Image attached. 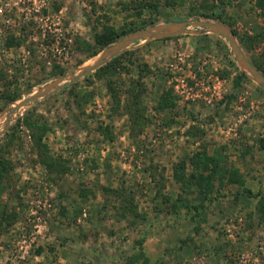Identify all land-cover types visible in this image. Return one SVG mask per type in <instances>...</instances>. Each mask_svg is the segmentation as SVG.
Instances as JSON below:
<instances>
[{
	"label": "rangeland",
	"instance_id": "1",
	"mask_svg": "<svg viewBox=\"0 0 264 264\" xmlns=\"http://www.w3.org/2000/svg\"><path fill=\"white\" fill-rule=\"evenodd\" d=\"M142 1L144 8L133 9L130 0H0V158L12 168L0 177V208L15 213L9 223L0 217V264H264V217L242 194L244 185L264 196V88L241 76L225 38L188 26L143 39L116 55L127 66L110 78L118 97L95 70L68 90L72 75L94 60L83 47L94 32L193 18L221 22L201 15L215 0ZM221 8L212 10L263 73L264 0H227ZM55 80L64 85L15 106ZM133 81L143 86L135 87V99L127 91ZM169 87L176 106L155 109ZM10 94L15 100L3 97ZM23 119L48 126L41 143L66 172L48 173ZM219 145L244 183L216 180L211 201L182 192L174 164L185 161L190 171L195 152L205 147L211 154ZM81 188L93 195L79 196ZM103 188L131 194L138 217L121 213L129 200ZM139 252L146 263L143 256L133 260Z\"/></svg>",
	"mask_w": 264,
	"mask_h": 264
},
{
	"label": "trees",
	"instance_id": "2",
	"mask_svg": "<svg viewBox=\"0 0 264 264\" xmlns=\"http://www.w3.org/2000/svg\"><path fill=\"white\" fill-rule=\"evenodd\" d=\"M227 0H215V4L208 6L209 12H203L201 14L203 17L207 19H214L219 20L226 24L228 26V23L223 21L221 19V16L218 14H215L213 12V8L216 7H222L226 3ZM217 2V3H216ZM261 2V1H259ZM130 7L133 9H141L146 6L142 0H130ZM151 7H153L151 4H148ZM206 7V6H205ZM221 8V9H222ZM190 16V15H189ZM150 24L154 23V21L150 20ZM138 28V26H129L128 28H121L117 29L114 27H106L105 30L97 31L93 33V43L83 42L84 50L87 51L88 57L96 55L101 49H103L106 46H110L113 43L117 41L118 38L126 35L130 31H134ZM233 32H235L234 29H232ZM262 36V35H261ZM260 35H257V37L260 39ZM12 38L9 39L7 42V45H12ZM19 43H16V45ZM133 53L132 51L126 52ZM121 57L122 55L115 56L111 60L105 62L101 66L95 69L94 75L97 77H108V81L105 83V85L108 88V91L112 95L113 98H116L120 95V91L115 87V83L112 79H110L115 73L120 71L121 69H126L127 66H122L121 64ZM254 65L259 69L260 66ZM140 67V65L138 64ZM140 69L139 71L141 74L143 72ZM264 73V71H263ZM242 77H246V74L244 72L240 73ZM92 75V73H91ZM91 75L84 76V79L89 78ZM77 83H73L68 87V90L71 92L72 87L75 86ZM137 85L142 88L139 81L131 82L130 88L127 90L128 93H131L133 96L132 99H135L137 97V94H135V87ZM66 88V87H64ZM134 89V90H132ZM140 94V93H139ZM3 97L8 101L15 100V97L13 95H6ZM136 102V101H135ZM138 103V102H136ZM176 106V96L173 93L172 87H169L168 89H165L158 98L157 104L154 107L155 109H165V108H173ZM131 118L133 123L135 124L136 121L138 122V117H140V114L138 113L137 109H133L130 111ZM23 124L27 125L30 128L31 131V137L33 140V146L35 149H38L39 154V161L45 165L47 171L49 174L55 172L57 174L64 173L68 170L66 165L63 163L58 162V160L54 159L51 156H48L46 146L45 144L41 143L42 136L46 133L48 126L45 123L39 122V120L30 121L29 119H23ZM139 128V130H141ZM138 133V129L136 127L131 126V134L136 135ZM7 141L5 140V143L12 142L13 134L8 135L7 134ZM264 144V143H263ZM223 145L216 146L213 149V152L211 154H208L206 151V148L204 147L202 150H199L195 152L190 158H189V164L191 165V170L186 171V162L185 161H179L174 164L173 166V178L174 180L179 183L181 187V191L185 194H191L196 193V196H199L201 199H209L210 201L214 199V196L212 195L215 181L217 180L220 184L223 183H229V184H243V180L241 178V174L239 173V170L235 166H227L224 162V155L221 153V150L223 149ZM264 147V146H263ZM11 165L8 160H2L0 158V177H3L5 174L11 171ZM152 169V168H151ZM207 171V172H206ZM151 172H153L151 170ZM153 176V175H152ZM158 191V190H157ZM159 192V191H158ZM103 193L105 194H117L116 198L122 202H126L129 200V208L124 210L126 207H122L123 211L121 213H124L125 211H129L130 214H135L138 217V214L136 213V206L132 202V196L131 194L125 195L123 191H120L118 189H110V188H103ZM79 196L81 197H87L89 195H93V191L90 188H81L78 192ZM238 194V193H237ZM242 194L245 195L246 198H253L256 200V209L257 212L262 214L264 217V196L262 195L261 190H257L256 192H253L250 188H247L243 185L242 187ZM187 197V196H186ZM195 197V196H194ZM181 201H187L185 197L180 196ZM202 201L197 205H192L195 210L198 209V206L201 207ZM190 207V205H189ZM64 213V209L62 208V212ZM0 217L1 221H5L7 223L12 222L15 218L14 212H8L6 207L3 206L0 208ZM197 230V227L195 228ZM187 239V238H186ZM185 239H183L184 241ZM142 239L139 240V244ZM143 256V252H139L137 256H134L133 260H137L139 257ZM144 257V262L146 263L148 261V258ZM132 260V261H133Z\"/></svg>",
	"mask_w": 264,
	"mask_h": 264
},
{
	"label": "water",
	"instance_id": "3",
	"mask_svg": "<svg viewBox=\"0 0 264 264\" xmlns=\"http://www.w3.org/2000/svg\"><path fill=\"white\" fill-rule=\"evenodd\" d=\"M188 26L199 27L202 29L201 32H213L225 38L228 41L231 50L236 58V61L242 68L243 72L248 77L256 81L262 88H264V74L260 70H258L244 54L241 47L237 43L232 31L221 22L211 20H200L195 18L135 30L134 32L126 35L118 42L104 48L102 51L94 55V60L91 63L83 65L80 68L79 73L76 75H72V78L68 83H73L79 78L87 75L88 73L95 70L96 68L110 60L112 57H115L122 50L126 49L137 41L143 39L165 38L169 36H174L184 32ZM59 82L60 80H55L47 84L38 92H34L20 100L18 103H16L15 106L21 107L27 102L34 101L48 95L52 89L59 88L64 85L60 84ZM5 123L7 124L8 120H6ZM5 126L6 125L4 124L3 129L0 130V134L3 132Z\"/></svg>",
	"mask_w": 264,
	"mask_h": 264
}]
</instances>
